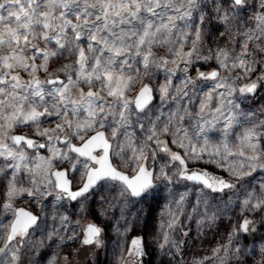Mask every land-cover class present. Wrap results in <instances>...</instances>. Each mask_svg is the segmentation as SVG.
<instances>
[{"label":"snow or ice","instance_id":"6c2138e0","mask_svg":"<svg viewBox=\"0 0 264 264\" xmlns=\"http://www.w3.org/2000/svg\"><path fill=\"white\" fill-rule=\"evenodd\" d=\"M197 62L217 67L196 69L193 78L188 72ZM152 68L170 73L157 89L155 111L149 84L142 83L134 99L127 94ZM177 71L184 76L173 86ZM236 80L250 82L237 86ZM197 81L212 82L198 101ZM262 88L264 0H0V264H42L46 249H54L46 264H59L60 251L79 234H63L70 219L57 216L55 205L48 225L41 201L54 193L56 203L76 202L82 212L92 200L105 214L119 209L127 231L129 205L150 208L162 191L158 182L181 181L199 186L195 203L185 213V191L170 201L174 209L165 205L156 250L181 254L187 240L180 237L189 236L181 217L191 221L195 214L198 228L211 227L235 205L242 219L223 246L225 258L240 264L249 252L255 256L257 250L240 241L258 231L245 213L259 215L264 228V107L242 104ZM194 103L192 111L187 105ZM21 127L44 142L15 134ZM161 153L166 162L153 167ZM190 162L214 164L229 179L194 170ZM21 197L39 211L14 207ZM102 231L88 224L80 243L103 248ZM259 240L257 264H264V236ZM148 248L144 236L133 238L118 264H145L153 255ZM220 251L213 249V256ZM72 257L66 252L64 264H73Z\"/></svg>","mask_w":264,"mask_h":264},{"label":"rangeland","instance_id":"374dc122","mask_svg":"<svg viewBox=\"0 0 264 264\" xmlns=\"http://www.w3.org/2000/svg\"><path fill=\"white\" fill-rule=\"evenodd\" d=\"M211 30L213 33H215L219 29L218 26L213 25ZM210 46L214 47V45ZM187 47L188 46L185 47V51H187ZM158 51L161 55H165L169 59L174 58L170 53L166 51V49H160ZM65 62L66 61H61L60 63ZM59 66V63L51 65V67ZM215 67H217V65L214 62H209V65H205L203 64V62H197L189 70L188 75L195 78L196 69L208 72L211 70V68ZM237 73H232V76L235 77ZM169 75L170 73H167L164 68H152L150 77H145L143 76V73H141V77L137 79L132 88V91L127 94L130 98L134 99L135 94L142 86V83L150 84L154 90L155 95V101L151 107H153L155 111V108L161 105L159 92L157 91V89L160 85L165 83L166 78ZM183 76L184 74L182 72L177 71L175 76L171 77L173 86L178 85ZM41 78H43V73L41 74ZM252 79H255V76H253ZM248 82L250 81H235L237 86ZM211 84V81H197V85L195 87L197 96L193 97V99L198 101L202 93L207 91L210 88ZM189 95L191 96V92L189 93ZM187 106L190 107L192 111H195L197 109V104L195 103ZM174 107V104L164 105L163 110L167 112L169 108ZM242 107L245 110L251 109L254 111L264 107V88L260 89L259 93L254 98H250L244 104H242ZM44 127H50V125L45 124ZM15 134H25L30 138L37 139L38 142H44V139L42 137H36L33 130L30 128H17ZM170 147H172L173 151L182 152V150L175 148V146L170 145ZM31 151L32 150H28L30 155ZM38 155L47 157L50 155V153L45 150H40ZM163 156L164 154L161 153L157 157L155 164L152 166L159 167L160 165H163L166 162L165 159L161 158ZM206 159L207 157H205V160ZM114 164H116L117 167H120L121 170L128 171L127 169L122 167V162L114 160ZM190 166L194 170H208L209 172L216 173L217 177L229 179L228 174L224 170L217 168L214 164H206L204 162H190ZM158 186L159 189H162V191L160 192L159 198L156 201L151 202L150 208L143 204L129 205L126 212L128 220L127 231H125L123 227L124 220L120 219L119 209H110L108 210L107 214H105L104 209L101 208L98 201H89L88 211L82 212L79 208V205L76 203H71L66 200L56 203L54 201L55 193L53 194V197H49L47 201H44L42 199L41 202L47 204V223L50 227L53 225L51 215L53 214V206L55 205L57 216H59L60 214H66L70 219V222L68 224L69 231L63 234L69 235L72 230L79 234L76 241H68V246L64 247L60 251L61 259L59 261V264H64L62 258L66 252L73 253V264H88L89 261H92V264H118L122 251L127 249L131 243V240L137 236H144L147 239L149 244L148 251L153 253L151 258L145 259V264H169V262H171V264H199V262L204 257L210 258L208 260H205L204 264H220V258H225L223 246L228 243V237L232 231L233 226L236 225L240 219H242L239 208L234 205L232 211L228 213L227 217H222L221 219L217 220L211 227L205 226L203 228H198L196 220L199 217H197L195 214H193V219L191 221H185L184 218L181 217V224L184 230L189 231V236L180 238L187 240V243L182 246L181 254L174 257L164 256L156 250V245L155 243H153V241L160 232V223L162 222V220L166 219V217L162 215V213L166 211L165 205H170V201H172L173 199H178L179 194L187 191L189 192V195L184 205V211L185 213L190 212L191 207L195 203V197L199 186H195L191 182L187 181H181L172 185H166L164 182H158ZM3 198V187L2 185H0V199ZM242 198L243 197H241V199ZM213 202L219 203V201ZM170 206L174 209V205ZM14 207H23L26 210L32 211L34 213L39 211V209L34 204L27 203V200L24 197L19 198L15 202ZM104 208H107L106 204ZM245 215L250 219L256 220L258 231L255 234V238L252 235H248L247 240L245 241L243 237H241L240 243L246 245L248 249L255 248L257 252L255 256H252L250 252L246 254L241 259L240 264H257V262L261 258L258 250L262 241L259 240V237L264 236V228L259 227L260 219L255 218L257 215H253L250 213H245ZM0 219H5V217L3 215H0ZM7 219H11V216L9 215ZM117 221H119V224L117 223ZM90 223H94L103 229L102 235L100 237L104 245L103 248L96 249L93 246H83L80 243V240L82 239V233ZM56 226L59 227L58 220L56 221ZM2 243L3 241H0V246H2ZM217 248L221 249L219 258L213 256V249ZM53 250L54 249L45 250V259L42 261V264H46V259L52 254ZM129 264H131L130 261ZM225 264H237V261L225 258Z\"/></svg>","mask_w":264,"mask_h":264},{"label":"flooded vegetation","instance_id":"af4514ba","mask_svg":"<svg viewBox=\"0 0 264 264\" xmlns=\"http://www.w3.org/2000/svg\"><path fill=\"white\" fill-rule=\"evenodd\" d=\"M203 170V169H202ZM205 171H207V172H209L208 170H205ZM210 174H212V175H217L216 173H214V172H209ZM54 178V177H53ZM71 178V177H70ZM67 201V200H66ZM68 202H71V203H76V202H73V201H68ZM101 235H102V233H101ZM101 237V236H100Z\"/></svg>","mask_w":264,"mask_h":264},{"label":"water","instance_id":"95a60500","mask_svg":"<svg viewBox=\"0 0 264 264\" xmlns=\"http://www.w3.org/2000/svg\"><path fill=\"white\" fill-rule=\"evenodd\" d=\"M150 85V84H149ZM151 86V85H150ZM152 87V86H151ZM153 95H154V90H153ZM154 97H155V95H154ZM154 101H155V99L153 100V103H154ZM29 211V210H28Z\"/></svg>","mask_w":264,"mask_h":264},{"label":"trees","instance_id":"16d2710c","mask_svg":"<svg viewBox=\"0 0 264 264\" xmlns=\"http://www.w3.org/2000/svg\"><path fill=\"white\" fill-rule=\"evenodd\" d=\"M255 218L260 219L259 215H257ZM260 223V222H259Z\"/></svg>","mask_w":264,"mask_h":264}]
</instances>
